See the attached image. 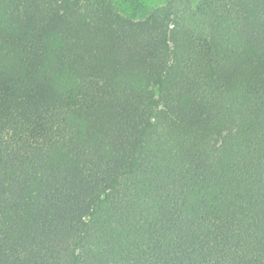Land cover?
Wrapping results in <instances>:
<instances>
[{
	"label": "trees",
	"instance_id": "1",
	"mask_svg": "<svg viewBox=\"0 0 264 264\" xmlns=\"http://www.w3.org/2000/svg\"><path fill=\"white\" fill-rule=\"evenodd\" d=\"M0 264H264V0H0Z\"/></svg>",
	"mask_w": 264,
	"mask_h": 264
}]
</instances>
